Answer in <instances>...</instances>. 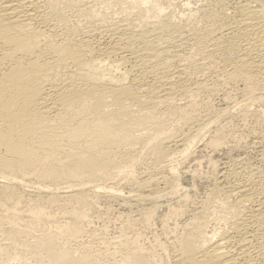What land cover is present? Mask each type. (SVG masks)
I'll return each mask as SVG.
<instances>
[{"label":"bare ground","instance_id":"obj_1","mask_svg":"<svg viewBox=\"0 0 264 264\" xmlns=\"http://www.w3.org/2000/svg\"><path fill=\"white\" fill-rule=\"evenodd\" d=\"M242 1L230 13L169 15L163 0H0V264H264V179L235 165L212 168L215 186L200 213L171 236L172 262L138 239L121 240L115 253L71 247L85 208L106 190L87 192V184L121 173L118 182L133 188L125 199L143 204L181 191L178 158H190L195 140L232 113L227 107L211 115L198 100L205 82L190 76L191 87L188 74L219 71L225 84L242 87L238 116L264 121V0L260 7ZM117 8L127 18L108 16ZM256 103L263 110L252 112ZM224 127L211 145H219ZM142 164L153 177L147 182L134 174ZM29 177L65 186L33 187L24 182ZM10 184L51 194L50 204L63 195L73 223L35 235L49 216L33 206L31 223L24 221L16 208L24 196ZM175 209L169 219L182 213ZM211 221L219 227L208 232Z\"/></svg>","mask_w":264,"mask_h":264},{"label":"rangeland","instance_id":"obj_2","mask_svg":"<svg viewBox=\"0 0 264 264\" xmlns=\"http://www.w3.org/2000/svg\"><path fill=\"white\" fill-rule=\"evenodd\" d=\"M163 1L167 8L165 13H169V15L172 13L180 15L185 12V15H189L192 14V12L194 14V12L196 13L197 10L200 11L201 9L206 10L207 8L208 11V9L211 10L223 7H225L224 9L226 12L230 10V13L233 9L232 6L234 7L238 1L240 2V0ZM242 2H249L252 6L260 7L257 0H243ZM186 3H190L189 7ZM170 4L173 5L171 6ZM227 8L229 10H227ZM118 9L119 8L114 9L115 12L113 10H108L106 12L110 14L108 15L110 18L113 17L115 20H120V18H124L126 14L121 16L123 14H121L119 12L120 9ZM182 10L183 12H181ZM197 13L196 15L200 14ZM125 17L127 18V16ZM129 18H134V16H130ZM182 55L186 57L187 52H184ZM184 63H186L185 60L181 64ZM195 73L196 74H194L193 71V73H190L192 75L188 74V79L191 78V82L190 80L187 81L186 85L188 88H190L189 85L194 87V84L192 83H195V78H197V80L202 79V81L205 82L204 90L200 92L198 100L204 104L207 103L210 105L212 112L211 115L219 114L227 107L231 109L232 113L227 117L220 118L219 124L214 125L211 128L210 133L207 134L204 139L195 140L190 158L186 161H182L181 158H178L180 163H176L175 165L177 166L181 191L178 194H170V196H168L169 194L165 195L166 198L163 197L164 200L160 198L161 201H158V203L160 202L159 204L149 202L143 204L134 200L128 201L125 199V197L129 196V193L131 194V192H133V188H131L132 185H129V183L125 181L118 182L119 178L123 175L121 173L118 174L116 180L87 184L86 187H84L87 188V192H90L91 188L95 185L106 187V190H100L99 194L94 197L95 200L85 208L88 213V218L83 225V232L80 234L78 241L71 242L72 248L91 251L92 254H100L104 252L115 253L119 249L118 243L121 240L126 238L138 239L142 245L146 248L153 249L156 253L161 250L159 253L163 255L165 252L166 254L164 253V256H168L166 259L168 260V263L170 261L172 262L174 259V252L170 245V240L174 236L176 230H178L176 233H182V230L186 229L182 228L185 223L193 216L197 215L196 213H200L199 211H201L202 203L209 197L211 189L215 186L212 175V168L214 166H216L220 172L233 165L238 167L246 166L249 171L251 170V173L261 177V181L264 179V121L258 119L256 116L247 120H243L238 116L241 106L245 103L243 102V96L241 94L242 87L238 86V88H236L237 90H235L233 86L231 87V85L225 84L220 77L221 73L219 71L201 72V74L197 72ZM190 76L193 77L194 81H192V77ZM189 82L190 84L188 85ZM231 92L234 95V99L230 97V101L227 96ZM184 101L185 100L180 103L184 104ZM238 103L239 105H236ZM250 109L252 112H258L263 110V107L256 103L252 105ZM173 121L174 120H171L170 123ZM173 124L175 125L176 123ZM220 125H225V129L223 128L224 131H222L223 134L220 136L221 142L217 146L211 145V141L217 137L216 130ZM147 170L148 166L145 164L139 165L135 168L134 174L138 177L140 182H147L150 178H153L150 177L151 171L148 170V173ZM158 173L159 172H154L156 177L160 178L159 176L162 174H159L158 176ZM24 182L33 187H38L39 185L50 187V189H53L52 191H55V189L60 186H65L62 185V183H60V185L51 181L39 180L34 177H29L25 179ZM10 185L14 187L13 190L16 193L24 196L23 201L16 206L19 212L23 214L24 221L31 223V219L27 217V211L33 206H40L46 211L47 216H49L46 224L42 223L36 228H33L35 235L44 234L50 230L56 229L55 227L71 225L73 223L70 214L73 209V204L66 201L64 197H61L63 195L56 198V203L50 204L49 198L52 196L51 194L39 193L37 191L32 192L30 190L26 191L20 186L14 184ZM73 185H75L74 182ZM262 185L264 186V182ZM163 186L162 183L157 187H148L147 190H144V193L145 195H151L155 192L156 188H165V186ZM111 187H114V190L110 189ZM111 193H117L119 194V197H112ZM181 194H189L188 196L189 198L191 197L192 201L190 199L187 202H181ZM8 208H12V205L9 204ZM174 208H176L175 210L181 209L182 213L180 212L178 217L169 219L170 215H174ZM2 212L3 209L0 208V213ZM150 212L151 215L148 216ZM175 223H178L179 227L181 226V229L173 228ZM211 224L212 225H209L210 228H207V231L209 229L208 232L215 230L213 226L215 227L219 225V223L216 225V222L213 223V221H211ZM217 229L219 230V228H216V230ZM179 230L181 232H179ZM59 237L61 239L62 236ZM31 241L32 240L30 239L21 240V244L29 245ZM103 256L104 262L110 261L109 257L105 255ZM116 259L119 260L118 258ZM28 264H35V261H30Z\"/></svg>","mask_w":264,"mask_h":264}]
</instances>
